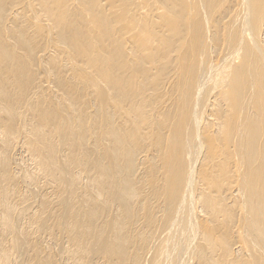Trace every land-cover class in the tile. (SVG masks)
<instances>
[{
  "label": "bare ground",
  "instance_id": "1",
  "mask_svg": "<svg viewBox=\"0 0 264 264\" xmlns=\"http://www.w3.org/2000/svg\"><path fill=\"white\" fill-rule=\"evenodd\" d=\"M0 264H264V0H0Z\"/></svg>",
  "mask_w": 264,
  "mask_h": 264
}]
</instances>
